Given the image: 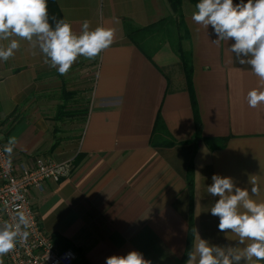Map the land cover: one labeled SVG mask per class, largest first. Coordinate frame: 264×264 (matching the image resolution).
I'll return each instance as SVG.
<instances>
[{
  "label": "crops",
  "instance_id": "1",
  "mask_svg": "<svg viewBox=\"0 0 264 264\" xmlns=\"http://www.w3.org/2000/svg\"><path fill=\"white\" fill-rule=\"evenodd\" d=\"M56 3L74 32L87 20L90 30L112 28L115 38L90 70L79 67L80 56L66 75L26 40H0V47L20 43L0 60V140L15 141L8 154L30 164L73 161L67 177L30 191L42 229L76 254L74 264H106L133 250L152 264H186L197 231L213 245L234 246L211 215L219 199L207 192L211 177L230 176L250 191L255 175L264 188V107L247 104L257 77L228 51L234 41L214 44L212 27L195 24L196 7L181 0L186 69L162 31L140 35L143 50L128 37L171 15L167 0ZM85 89L90 102L78 137L56 139L61 127L39 105ZM156 120L166 132L152 135Z\"/></svg>",
  "mask_w": 264,
  "mask_h": 264
},
{
  "label": "clouds",
  "instance_id": "2",
  "mask_svg": "<svg viewBox=\"0 0 264 264\" xmlns=\"http://www.w3.org/2000/svg\"><path fill=\"white\" fill-rule=\"evenodd\" d=\"M192 21L204 29L212 27L220 41H234L228 51L239 64H247L257 77V85L247 93L250 108L264 107V0H199ZM49 22L47 0H0V40L18 37L33 49L39 48L45 63L66 75L77 58L94 59L114 42L112 28L97 26L90 30L85 20L79 33L73 31L66 19L51 18ZM20 43L11 39L7 47H0V60L8 61ZM15 145L10 140L5 151L12 153ZM199 175V173H197ZM207 192L219 199L211 207V215L219 218L218 229L229 233L234 246H218L201 238L196 232L195 243L187 253L186 264H258L264 262V188L255 175L250 176L251 190L237 186L230 176L214 174ZM200 208L199 199L196 211ZM29 221L23 212L16 223H0V257L12 252L18 243L27 242ZM106 264H152L139 251L126 255H111Z\"/></svg>",
  "mask_w": 264,
  "mask_h": 264
},
{
  "label": "built area",
  "instance_id": "3",
  "mask_svg": "<svg viewBox=\"0 0 264 264\" xmlns=\"http://www.w3.org/2000/svg\"><path fill=\"white\" fill-rule=\"evenodd\" d=\"M71 161L36 159L26 163L13 159L0 140V223L15 224L23 212L29 221V236L24 244L2 257L0 264H74L76 254L71 249L59 250L50 235L41 227L32 207L30 191H42L48 181L59 182L70 174Z\"/></svg>",
  "mask_w": 264,
  "mask_h": 264
},
{
  "label": "trees",
  "instance_id": "4",
  "mask_svg": "<svg viewBox=\"0 0 264 264\" xmlns=\"http://www.w3.org/2000/svg\"><path fill=\"white\" fill-rule=\"evenodd\" d=\"M167 1L171 8V12H172L171 15L156 21L155 23L149 25L148 27L144 29L130 30L128 37L133 43L137 44L141 48L142 44H141L140 35L146 34L151 31H162L164 37L170 40V43H172L175 50L180 55V58L184 61V66L187 69L188 53L181 49V41L183 40V37L186 34L184 17H183V13L181 9V0H167ZM191 2L194 4V6H196L199 0H191ZM47 7H48L49 22L54 27L55 22L51 18L56 17L57 19H63L61 11L56 3V0H47ZM162 128L163 127H161V124L159 123V121L156 120L153 131H152V135L153 134L155 135L157 133L161 134L162 132H166V131H159ZM52 241L54 242L53 239Z\"/></svg>",
  "mask_w": 264,
  "mask_h": 264
},
{
  "label": "rangeland",
  "instance_id": "5",
  "mask_svg": "<svg viewBox=\"0 0 264 264\" xmlns=\"http://www.w3.org/2000/svg\"><path fill=\"white\" fill-rule=\"evenodd\" d=\"M171 14V13H170ZM94 59L80 60L77 62L79 67L90 70L95 62ZM90 90H81L78 95L70 97L68 91L67 97H61L58 102L39 105L42 110L48 111L49 120L51 125H56V128L61 127V131H56V139L75 138L78 137L80 130L84 126L86 118L87 107L90 102ZM61 102V103H60ZM54 116V119H52Z\"/></svg>",
  "mask_w": 264,
  "mask_h": 264
}]
</instances>
